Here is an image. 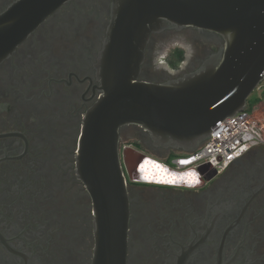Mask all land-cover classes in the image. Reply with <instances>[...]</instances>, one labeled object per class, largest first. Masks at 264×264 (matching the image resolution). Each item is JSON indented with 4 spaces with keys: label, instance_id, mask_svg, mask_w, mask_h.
Instances as JSON below:
<instances>
[{
    "label": "flooded vegetation",
    "instance_id": "af4514ba",
    "mask_svg": "<svg viewBox=\"0 0 264 264\" xmlns=\"http://www.w3.org/2000/svg\"><path fill=\"white\" fill-rule=\"evenodd\" d=\"M14 1L0 0V14ZM111 4L64 2L0 64V264H92L94 214L75 174L76 149L83 118L102 95L96 64ZM223 47L208 31L152 34L138 81L177 80ZM119 136L126 264H264V145L220 173L201 171L195 187L184 189L131 181L123 151L153 148L136 125ZM129 160L142 180L139 169L150 158Z\"/></svg>",
    "mask_w": 264,
    "mask_h": 264
},
{
    "label": "water",
    "instance_id": "95a60500",
    "mask_svg": "<svg viewBox=\"0 0 264 264\" xmlns=\"http://www.w3.org/2000/svg\"><path fill=\"white\" fill-rule=\"evenodd\" d=\"M67 1L10 4L0 14V64ZM169 28L215 33L224 47L177 80L138 81L150 36ZM96 71L102 95L83 118L75 174L93 207L92 264H126L129 205L119 160L120 129L142 128L165 161L171 151L194 153L211 139L218 121L246 110L264 77V0H112ZM123 157L131 181L142 182L129 162L142 156L126 149Z\"/></svg>",
    "mask_w": 264,
    "mask_h": 264
},
{
    "label": "built area",
    "instance_id": "2783aa9c",
    "mask_svg": "<svg viewBox=\"0 0 264 264\" xmlns=\"http://www.w3.org/2000/svg\"><path fill=\"white\" fill-rule=\"evenodd\" d=\"M258 90L264 91V77ZM211 131V139L194 153L161 162L160 168L170 176L179 178V182L151 183L172 188L191 189L195 185L188 184L187 178L189 181L193 178L197 181L198 175L205 169H213L217 173L227 169L234 160L247 151L264 145V113L261 117L255 118L247 108L232 117L218 121Z\"/></svg>",
    "mask_w": 264,
    "mask_h": 264
},
{
    "label": "rangeland",
    "instance_id": "374dc122",
    "mask_svg": "<svg viewBox=\"0 0 264 264\" xmlns=\"http://www.w3.org/2000/svg\"><path fill=\"white\" fill-rule=\"evenodd\" d=\"M250 98H253V97H260L259 98V101L257 102V103H255V104H253V106L251 107V109H250V111H251V113H252V115L255 117V118H259V117H261V115L264 113V94L263 95H261L260 94V90H255L250 96H249ZM133 140H130V141H128V144L129 143H132V144H134L136 141H133ZM124 145H127V143H124V142H121V144H120V147L121 146H124ZM126 148H128L129 149V147L127 146ZM131 149H135L141 156H142V158L144 157V156H148L150 159H153V160H156V161H158L159 160V162H167L168 160H167V157H168V155H167V157H166V159H165V161L163 160V159H161L159 156H158V154L153 150V149H148L143 143H141V148H135V147H130ZM168 154H169V152H168ZM136 182H138V183H141V184H149V185H154V184H152V183H146V182H140V181H136ZM155 186H159V185H155ZM195 187V186H194ZM194 187H192V188H194ZM172 188V187H171Z\"/></svg>",
    "mask_w": 264,
    "mask_h": 264
},
{
    "label": "bare ground",
    "instance_id": "6f19581e",
    "mask_svg": "<svg viewBox=\"0 0 264 264\" xmlns=\"http://www.w3.org/2000/svg\"><path fill=\"white\" fill-rule=\"evenodd\" d=\"M145 162L146 164L143 163L144 165H142L141 168L139 169V171H141V174H142L141 176L142 180L150 182V183L151 182L163 183V182H171V181H174V182L180 181L179 178L177 179L175 176L174 177L170 176L165 171H163L159 166L155 165L151 161L149 162L148 160ZM194 181H195L194 179H191V181H189V179L187 178L188 184H191Z\"/></svg>",
    "mask_w": 264,
    "mask_h": 264
},
{
    "label": "trees",
    "instance_id": "16d2710c",
    "mask_svg": "<svg viewBox=\"0 0 264 264\" xmlns=\"http://www.w3.org/2000/svg\"><path fill=\"white\" fill-rule=\"evenodd\" d=\"M178 57H181V53L179 52ZM260 94L263 95L264 91H260ZM260 98V97H259ZM258 97H253V98H248L247 100V106L249 109H251V107L253 106V104L257 103L259 101ZM149 148V147H148ZM185 153H175L173 151L169 152L167 160L170 161L172 158L177 157V156H181Z\"/></svg>",
    "mask_w": 264,
    "mask_h": 264
},
{
    "label": "snow or ice",
    "instance_id": "6c2138e0",
    "mask_svg": "<svg viewBox=\"0 0 264 264\" xmlns=\"http://www.w3.org/2000/svg\"><path fill=\"white\" fill-rule=\"evenodd\" d=\"M229 159H231V157H229ZM190 176L192 175L191 173L189 174ZM198 183V181H196ZM170 183H174V181H171Z\"/></svg>",
    "mask_w": 264,
    "mask_h": 264
}]
</instances>
